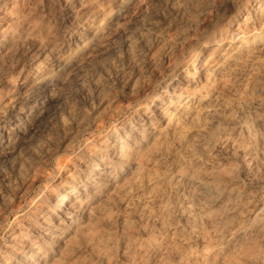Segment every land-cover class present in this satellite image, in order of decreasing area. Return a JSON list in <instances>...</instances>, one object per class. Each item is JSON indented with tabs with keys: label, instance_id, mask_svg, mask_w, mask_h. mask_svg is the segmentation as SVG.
<instances>
[{
	"label": "clouds",
	"instance_id": "9594fccd",
	"mask_svg": "<svg viewBox=\"0 0 264 264\" xmlns=\"http://www.w3.org/2000/svg\"><path fill=\"white\" fill-rule=\"evenodd\" d=\"M0 264H264V0H0Z\"/></svg>",
	"mask_w": 264,
	"mask_h": 264
}]
</instances>
